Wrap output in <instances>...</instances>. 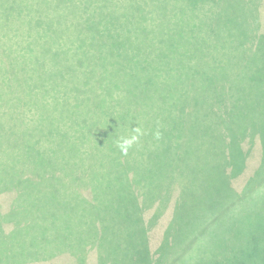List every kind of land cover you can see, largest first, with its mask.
Listing matches in <instances>:
<instances>
[{
  "label": "trees",
  "instance_id": "16d2710c",
  "mask_svg": "<svg viewBox=\"0 0 264 264\" xmlns=\"http://www.w3.org/2000/svg\"><path fill=\"white\" fill-rule=\"evenodd\" d=\"M200 125L214 126L220 143L237 152L189 159L192 167L207 163L208 175L172 180L179 219L159 225L172 199L149 214L162 191L158 157L184 148L191 126ZM259 143L263 154L264 0H0V184L25 151L48 162L49 172L77 162L82 187L79 212L57 196L53 207L63 213L50 216L58 242L52 227L38 230L41 239L31 228L25 248L21 212L0 198V264H40L53 247L65 264H118L119 250L150 264L237 262V253L264 264V219L256 232L250 225L264 217L263 195L237 208L230 229L226 218L217 222L225 186L250 181ZM52 178L76 177L63 170ZM97 221L100 236L112 223L110 251L94 236L83 239ZM240 234L243 246L227 243Z\"/></svg>",
  "mask_w": 264,
  "mask_h": 264
},
{
  "label": "rangeland",
  "instance_id": "374dc122",
  "mask_svg": "<svg viewBox=\"0 0 264 264\" xmlns=\"http://www.w3.org/2000/svg\"><path fill=\"white\" fill-rule=\"evenodd\" d=\"M194 123H200L198 121H193ZM190 123V122H189ZM215 129L214 126L211 127L210 131L207 130L206 127L203 125L200 126H191V135L187 137L186 145L184 148L180 149L178 152H174L171 154V157L164 158L158 157V159L165 163V165H160L157 170V181H160L161 175V183L159 186V190L161 191V195L156 201L153 203L154 206L150 210L149 214H153L156 210V207L159 203L163 202L165 200V197H168V199H172L169 203H165L163 209L159 210V218L158 221L160 224H169L172 219H174L172 222H175L179 218L173 217V211L175 210V198L178 193H175V186L173 184L174 190L169 191L168 189L172 188V180H178L182 182H189L193 181L192 178L188 179L186 175H189L192 171H201L203 172L205 178L208 175V171L206 167L204 166L207 163H203L200 165H194L193 167L189 163V159H196L202 162H205L208 158L207 154L209 152H214L218 149H229L234 154H236L237 150L234 149L231 145V143H220V136L218 135L217 131H213ZM229 142V141H228ZM28 149V148H26ZM6 154L8 156L9 152L7 151ZM228 154V153H227ZM11 157V156H10ZM12 158V157H11ZM20 167H18L17 172L19 174H22V177L18 178L17 172L15 171V166H10L11 169H14L10 172L11 180H7L5 183L0 184V189L5 186L6 188L2 189V192L4 195L0 193L1 200L3 199L6 201L11 210L14 211H20L21 213L18 216H15L16 221L18 220V224L22 227L21 230V237H22V243L24 248L27 246V240L26 235L31 230V228H35L37 230V236L39 239H41L43 236L39 233V231H42L43 229H49L52 227V232L60 231V226L58 224H54L55 221L51 220L50 213L53 214L54 218L57 220L60 218V216H55L53 211H56L58 214H61L63 212L57 211L55 204V201L58 200L57 196L59 195V199H64L65 203L63 205V208H66V203H70L71 208L73 207L76 212H79L81 210V191L82 187H80V181L77 177H80L79 175L81 172L79 171L80 165L75 162H69L68 166H65L64 168H55V165H52L54 168V172H49L50 164L37 161L34 156H27L25 151L22 152V158H18L14 160ZM252 162L249 164V168L251 169L248 174L251 176L250 181L246 182V179L239 180L235 185L229 184L225 186L223 192V203L222 208L220 207V204L218 207L220 209L225 210L223 212V215L219 217V220H217L218 223H220L221 219L226 218L222 224L223 227H227L229 222V229L232 227L233 221L235 217L238 214L239 209H243L244 202L252 203L255 201V199H258L261 197V195L264 196V184L261 183V181L264 180V153L262 154V149L260 143L258 144V149L256 150V153L254 154V158L251 160ZM13 163V164H16ZM179 163V165H177ZM180 163H184L186 165L183 166ZM7 164L11 165L12 163L7 162ZM67 171L69 172L71 177H76L74 180L69 182L68 180L63 179H54L52 178V175L60 172V171ZM186 174V175H185ZM22 179V180H21ZM18 181L17 183L14 182ZM76 181H78L76 183ZM261 183V184H260ZM263 185V186H259ZM54 187V189H53ZM57 187H60L59 193H54L55 189ZM260 187V188H259ZM257 188V190H256ZM53 189V190H52ZM255 193L251 196V192ZM182 192H180L181 194ZM246 200V201H245ZM221 201V202H222ZM59 202V201H58ZM191 202L192 199H191ZM152 205V204H151ZM191 205H196L195 202ZM149 206V205H148ZM197 206V205H196ZM74 209H71L74 211ZM194 210V209H193ZM192 210V211H193ZM74 211V214L76 215ZM55 212V213H56ZM241 216V215H240ZM41 217V218H40ZM62 217V216H61ZM40 218V219H39ZM256 223L253 228L252 222L251 225V232H256V229L258 228V223L260 224L261 219H264V217H258L256 216ZM115 221V218H113ZM170 221V222H169ZM106 225V229L103 230V234L100 236V233L97 234V230L101 226V222L97 221L96 224H88L87 231H83L85 237L83 238L84 241L87 238H91V236H94L95 240L98 239L97 243L101 244V242L106 246L105 250L110 251L112 243V223L110 222H104L103 226ZM95 228V231H94ZM161 228V227H159ZM249 228V227H248ZM30 229V230H29ZM39 230V231H38ZM101 231V229H100ZM161 232V229H160ZM158 232L157 234L159 235ZM126 237L128 234H126ZM254 236V235H253ZM55 237L57 238L56 242L60 239V234L57 232ZM37 238V237H36ZM37 238V239H38ZM245 238V235L240 234L237 236L229 237V240H227L228 244L235 245L236 248H239L240 246H243V240ZM246 239V238H245ZM182 245L180 243H176L174 248L180 249ZM26 251V249H25ZM119 250L118 253L121 254V260L118 264H150L145 263L143 261L137 262L135 257L127 250L122 251ZM238 254V260L237 262H234L233 260H230L228 258L222 257L220 258L217 264H252L254 262V259H244V256H242L240 253ZM225 255V253L223 254ZM50 256L55 257L54 264H65L69 260L67 258L64 259L65 254L61 248L53 247V248H47V256L43 259V261H40V264H49V259L52 258ZM76 260L79 261L80 257L75 256ZM33 262V264H38L36 261ZM39 262V261H38ZM198 262H195L193 260H188V264H197ZM76 264V263H73ZM214 264V263H209Z\"/></svg>",
  "mask_w": 264,
  "mask_h": 264
},
{
  "label": "clouds",
  "instance_id": "9594fccd",
  "mask_svg": "<svg viewBox=\"0 0 264 264\" xmlns=\"http://www.w3.org/2000/svg\"><path fill=\"white\" fill-rule=\"evenodd\" d=\"M137 131H138V129H137ZM137 139V137H133L132 138V140H125L124 142H123V144H121L120 146H121V148H122V150L123 151H127V149H126V147H125V145H131V143L133 142V141H135Z\"/></svg>",
  "mask_w": 264,
  "mask_h": 264
}]
</instances>
